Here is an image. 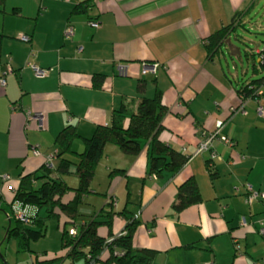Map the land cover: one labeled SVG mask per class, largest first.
<instances>
[{"label":"crops","instance_id":"1","mask_svg":"<svg viewBox=\"0 0 264 264\" xmlns=\"http://www.w3.org/2000/svg\"><path fill=\"white\" fill-rule=\"evenodd\" d=\"M262 1L5 0L0 11V201L14 203L23 176L57 167V138L66 127L80 134L74 144L80 154L99 127L112 126L124 111L127 128L139 104L161 94L167 112L157 138L189 162L177 173L151 175L149 143L135 157L109 143L95 168L92 207L85 204L82 212L92 215L106 207L118 213L111 234L119 237L134 211L139 222L134 247L154 251L153 264H264V199L247 202L250 188L264 193V87L260 98L244 101L236 93L262 60L264 18L255 22L261 38L243 52L246 65L230 44V39L239 42V30H254L247 20ZM242 11H247L244 26L211 60L205 41ZM228 56L240 63L230 64ZM152 64L160 66L157 73L144 75V66ZM32 67L47 76L38 77ZM96 75L105 77L100 89L94 87ZM28 113L44 116L43 129ZM212 136L216 159L209 151L199 152ZM115 171L124 173L110 177ZM190 178L196 179L202 202L177 214L172 206L178 189ZM54 221V244L43 251L31 247L29 263L16 264H88L67 257L65 220ZM98 232L109 238L107 226ZM107 258L91 264H106Z\"/></svg>","mask_w":264,"mask_h":264},{"label":"trees","instance_id":"2","mask_svg":"<svg viewBox=\"0 0 264 264\" xmlns=\"http://www.w3.org/2000/svg\"><path fill=\"white\" fill-rule=\"evenodd\" d=\"M4 1L0 0V11ZM246 12H237L228 25L205 41V49L211 60L222 46L226 45L235 30L244 26ZM262 55L261 62L255 65L254 75L243 81L241 87L236 89V93L244 101L261 97L259 93L264 87V53ZM104 78L102 75H96L94 78L96 89L103 87ZM166 112L161 94H157L152 100L144 99L137 111L131 114L127 128L124 126L125 112L122 111L115 117L112 126L99 127L94 136L85 141L84 151L80 154L74 151V144L81 138L80 134L76 127H66L57 138L59 148L56 154L57 167L43 168L21 178L12 205H18L20 210L17 208V211L23 215V220L18 219L16 224L12 225L6 240L21 235L24 243L26 242L25 246L27 244L28 250L31 251V243L46 237L48 222L63 218L65 225L62 227V249L66 251L71 261L86 260L91 264L102 261L103 256L107 254L106 264H153L156 256L154 251L137 250L134 247L133 237L139 225L133 216L134 211L131 218H128L125 232L119 237H114L111 234V227L118 213L104 207L102 210H95L92 215H86L82 212V206L91 194L97 162L109 143L116 145L123 154L132 157L140 155L144 144L149 143L151 175L161 177L164 172L177 173L189 162L188 157L166 147L157 138ZM206 167L213 176L214 162L207 161ZM121 173L124 172L115 171L110 177ZM68 177H75L78 180L76 188L69 185L66 180ZM69 193L74 194L73 200L66 203L64 198ZM201 202L202 195L198 183L195 178H190L178 189L172 209L179 214ZM109 204L113 206L112 203ZM104 225L109 228L108 239L102 238L98 232ZM71 228L76 230L75 235L70 233Z\"/></svg>","mask_w":264,"mask_h":264},{"label":"rangeland","instance_id":"3","mask_svg":"<svg viewBox=\"0 0 264 264\" xmlns=\"http://www.w3.org/2000/svg\"><path fill=\"white\" fill-rule=\"evenodd\" d=\"M255 13H256L255 15H253L251 18L247 20L252 27H255L254 30L251 32V34L249 33V29H247V31L241 29L236 34L237 35L236 37H239V42H236L235 39H230V44L241 52L242 62L245 65H246V59L245 56H243L244 54L243 52L246 51V49L248 48L250 41L255 40L257 38H261V36L259 35L260 34L259 28L255 26V22L257 21V18H259L260 16L264 18V5L258 7ZM227 60L229 61L230 64L232 60L234 63H240L239 60L236 59L235 57L232 58L228 56ZM66 180L70 186L77 187L78 180L75 177L72 178L68 177ZM99 180H100V175L97 181ZM87 198H86L85 206L92 207L93 204L92 199L90 197L88 199ZM10 205L11 204L9 203L6 202L3 203L0 201V264H5V262L7 264H16V262L19 260L29 263V258L34 257V254L30 250H28L27 244L25 246L26 242L24 243L23 237L21 235H17L6 240L9 227H11V225L16 224L18 220V214H16L15 212L17 211V208L19 209L18 205L17 204L11 206ZM43 213L44 212H42V214ZM57 225L58 223H56L54 220H50L48 222L47 231L49 233V237L41 239L37 243L36 242L31 243V247L34 249V251H36L35 250L36 248L38 249V251H43V249H45L47 244L50 245V247L51 245L54 244V234H56L55 232L57 230Z\"/></svg>","mask_w":264,"mask_h":264},{"label":"built area","instance_id":"4","mask_svg":"<svg viewBox=\"0 0 264 264\" xmlns=\"http://www.w3.org/2000/svg\"><path fill=\"white\" fill-rule=\"evenodd\" d=\"M92 26H95V27H98V24H92ZM67 33H72V30L71 28L68 29ZM159 65L158 64H152V65H149V66H144V69H143V74L144 75H147V74H156L157 71L159 70ZM35 74L38 76V77H45L47 76L48 72L45 71V70H41L39 68H36V67H32ZM121 69V68H120ZM2 83L5 84V81L2 79ZM261 94V93H259ZM13 111H16L17 109L16 108H12ZM240 112L242 114H245V111L244 109L242 108L240 110ZM260 112H261V109H260ZM28 118L29 120H36L38 123H39V128L40 129H43L44 127V116L42 114H29L28 113ZM215 139V136H212L211 138L208 139L207 142H205L204 144L201 145V147L199 148V152L203 153L205 151H209L211 152L212 154V159H216L218 158L217 157V154L214 153V151L212 150V142L214 141ZM221 141L224 142L225 144H228V145H231V141L227 138H221ZM249 197L247 198V202L248 204H251L252 202L258 200V199H264V193H258V192H254L251 188L249 189ZM18 219H21L23 220V215L20 213L18 214ZM72 235H75L76 234V231L75 230H72L70 232ZM260 233L262 235H264V224L262 225V228L260 229ZM237 249H239V247L237 246Z\"/></svg>","mask_w":264,"mask_h":264}]
</instances>
